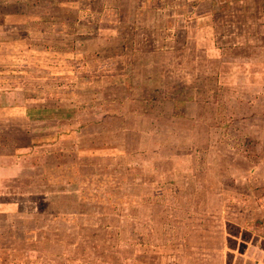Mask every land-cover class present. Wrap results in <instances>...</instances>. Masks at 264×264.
Masks as SVG:
<instances>
[{
  "label": "rangeland",
  "instance_id": "1",
  "mask_svg": "<svg viewBox=\"0 0 264 264\" xmlns=\"http://www.w3.org/2000/svg\"><path fill=\"white\" fill-rule=\"evenodd\" d=\"M36 1L29 65L64 102L0 264H264V0Z\"/></svg>",
  "mask_w": 264,
  "mask_h": 264
},
{
  "label": "crops",
  "instance_id": "2",
  "mask_svg": "<svg viewBox=\"0 0 264 264\" xmlns=\"http://www.w3.org/2000/svg\"><path fill=\"white\" fill-rule=\"evenodd\" d=\"M118 1L119 5L115 7H119L121 14L120 0H112L110 3L113 7V3ZM147 1L139 0L140 4ZM124 2L126 3V0ZM129 2L130 0L127 2L126 9L134 14L136 7L134 8L133 1L131 4ZM36 4V0H0V48H3L0 52V201H4V206L15 204L13 197L20 194L19 189H21L22 183L23 187L27 188L28 195L24 197L23 201L16 202V205H36V201H34L36 194L32 195L33 198L31 199L30 191H35L36 187L33 188L35 183L32 184L29 175L27 178L25 174L21 173L25 167L20 161L30 158L31 155L36 157L40 154L41 146L46 145V143L49 145V138L52 136L49 124L53 121L49 117L47 108H55L54 104L63 105L64 102L60 98L52 103V101H48L47 97L40 95L42 92H49L46 83H44L47 79L46 75H38L37 71L29 65L30 62L35 63L37 59L45 60L48 55L50 56L45 51L38 50L36 43L38 40V23H47L48 20H51L50 15L52 14L44 12L36 16L26 11H17L20 6L30 9L37 7ZM43 6L44 8L51 7L52 1L44 0ZM60 6H63L62 1ZM48 29V25H44L45 34H47ZM128 29L134 30V25H129ZM112 31L115 33V28ZM18 43L20 44L18 45ZM18 47H22L23 50L26 49L20 56L12 52L9 55L5 51L8 48L12 50L16 48L15 51H17ZM40 164L42 167L43 164ZM29 166L37 168V163H29ZM45 166L46 163L43 166L44 172L49 169H46ZM19 176L20 179H18ZM27 216H31V213L28 212Z\"/></svg>",
  "mask_w": 264,
  "mask_h": 264
},
{
  "label": "trees",
  "instance_id": "3",
  "mask_svg": "<svg viewBox=\"0 0 264 264\" xmlns=\"http://www.w3.org/2000/svg\"><path fill=\"white\" fill-rule=\"evenodd\" d=\"M173 102H174L173 105H174L175 109L179 110V109L183 108L184 102L181 99H179V100L173 99Z\"/></svg>",
  "mask_w": 264,
  "mask_h": 264
}]
</instances>
